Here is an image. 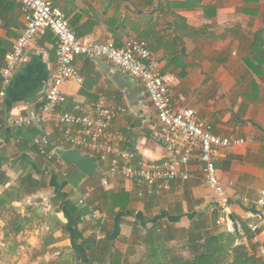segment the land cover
I'll return each instance as SVG.
<instances>
[{"label":"crops","instance_id":"1","mask_svg":"<svg viewBox=\"0 0 264 264\" xmlns=\"http://www.w3.org/2000/svg\"><path fill=\"white\" fill-rule=\"evenodd\" d=\"M10 1L0 3V89L5 57L25 26L21 5ZM49 1L65 12L79 37L112 38L118 46L129 37L144 39L160 61L162 72L180 79L174 89L175 103L196 109L216 134L244 140L225 149L216 162L229 200L224 225L218 224L223 212L207 184L205 165L198 155L189 162L190 178L176 181L160 196L139 197L131 180L114 176L109 186L101 185L102 190L115 195L126 193V210L115 205L116 214L110 218V209L102 198L94 202L96 207L102 205L92 215L89 204L87 208L83 200L74 201L80 209L87 210L79 225L82 235L77 245L68 236L79 264H87L89 251L107 236L115 238L112 252L122 259L120 264H171L175 253L189 259L195 251L187 239L195 231L226 235L221 245L217 244L218 253L200 260L202 264H213L218 254L222 264L236 263V258L239 264H263L258 251L264 246V209L257 205V198L264 189V0ZM74 65L83 80L78 83L69 79L64 83L66 101L59 105L58 112L73 110L75 105L88 111L104 95L110 106L127 108L111 124L113 130L126 137V148L136 150L140 158L167 156L152 136V129L160 126V121L139 79L107 59L78 56ZM56 66L57 39L48 31L29 45L0 110V170L4 174L0 181V264H25L30 259L27 249L33 252L63 244L58 237L65 234L48 224L50 217L45 216L44 222L38 207L47 214L52 201L55 204V198L59 199L60 195L53 199L42 197V192L51 187L57 191L52 186L56 173L61 183V174L69 172L70 181L61 185L67 192L92 183L83 172H70L71 166L60 159H46L39 152L34 145L40 134L38 128L12 124L14 116L42 104ZM45 126L51 131L53 145L71 148L56 118ZM29 175L42 181L43 188L39 189L38 184L37 191L24 195L21 183ZM7 190L16 194L5 200ZM2 200L6 202L2 204ZM57 214L63 223H68L63 211ZM157 221L173 239L158 244L160 256H149L151 245L143 244L141 239ZM86 223L89 228H85ZM252 224L258 227L255 231ZM40 234L52 237L54 242L41 243ZM92 237L97 241L90 247L86 241ZM15 238L17 241H10Z\"/></svg>","mask_w":264,"mask_h":264},{"label":"built area","instance_id":"2","mask_svg":"<svg viewBox=\"0 0 264 264\" xmlns=\"http://www.w3.org/2000/svg\"><path fill=\"white\" fill-rule=\"evenodd\" d=\"M15 1L22 7L25 26L5 57L0 110L14 71L29 45L48 31L57 39V66L42 104L14 116L12 124L18 128H38L40 134L35 138L34 145L46 159L53 160L56 146L51 141V131L45 125L56 118L68 146L98 158L102 186H109L111 177L122 176L136 185L139 197L160 196L169 191L176 181H187L190 178L189 162L198 155L205 165L207 184L215 192L216 204L223 212L218 224L224 225L229 200L216 162L225 149L244 140L216 134L212 124L200 117L196 109L175 103L174 89L180 79L162 72L160 61L144 39L129 37L118 46L112 38L79 37L70 27L65 12L49 0ZM78 56L107 59L142 82L160 121V126L152 129V136L164 147L166 157L140 158L136 150L126 148L123 145L126 137L113 130L111 124L116 117L125 114L127 108L110 106L104 95L93 102L88 111L75 105L73 110L58 112L59 105L66 101L64 83L69 79L78 83L83 80L74 65ZM257 205L264 209V189L259 191ZM251 228L255 231L258 227L252 224ZM258 252L264 264L263 245Z\"/></svg>","mask_w":264,"mask_h":264},{"label":"trees","instance_id":"3","mask_svg":"<svg viewBox=\"0 0 264 264\" xmlns=\"http://www.w3.org/2000/svg\"><path fill=\"white\" fill-rule=\"evenodd\" d=\"M15 1V0H14ZM4 2L7 4H10L11 1L10 0H0V3ZM5 65V64H4ZM4 67V66H3ZM3 69V68H2ZM53 160H58L56 157L53 158ZM70 169L72 171L70 172H79L77 169L70 167ZM1 175L4 176V174L2 173V171L0 170V181H3V177H1ZM69 172L67 177L65 178L64 181H60L61 183L58 182V176L54 175V180L52 182V186H56L57 190H59L61 188L62 183H68L69 180ZM60 178V177H59ZM22 186L25 189L24 195H30L32 194V192L37 191V185L40 184V186L38 185L39 189L43 188V182L41 181L40 183L33 180L31 178V175L23 178L22 180ZM16 194V192L13 190H7L6 191V199H11L14 197V195ZM61 197L63 198L64 195H61ZM103 198V203H106L104 205H106V208H109V217L112 218L113 215H115V210L113 208H115V205H120L122 210H126L127 209V204H128V196L126 193H118L117 195L112 194L110 191H103L102 192V197H100V199ZM5 200H2L1 203L3 204V202ZM55 201H58L57 198H55ZM6 202V201H5ZM102 204V203H101ZM39 207V213H40V217L43 218L45 220V214L43 212V209L41 206ZM37 206H34L33 208L37 209ZM88 208V207H87ZM59 211H63L65 216L68 219V223H63L59 218L57 219V223L58 226L57 228L62 230V232L65 235H70L73 237V244L77 245L78 239L80 238V236L82 235L79 229V225L82 222V218L84 216V212H87V210H84L81 208H79L77 206V204L70 198H66L65 201L62 203V205L59 207ZM43 220V221H44ZM161 223H158V221L156 223H154L152 225V227H150L149 229H147L146 232V237H144V239H141V242L143 244H149L151 245V253L149 254V256H155V255H159L160 256V252H159V248H158V244L160 242H169V240L173 237L171 235V232L169 230H162ZM202 224H200L201 227ZM200 227H197V229H200ZM226 236L225 234H218V235H213V234H208L207 232H199V231H195L189 234L188 236V244H191L193 251L195 252H191L192 253V257L189 259H185L184 257H182L181 255L174 254V257L172 258V263L171 264H202L200 262L201 261H206V257L207 256H211L214 254H217V244L222 243V238ZM114 237H110L107 236L105 238H101L97 241L96 237H92V239H88L86 241V243H89V246L91 247L93 244H95V242L97 241V243L94 245V247L89 251L88 254V260L86 261L87 264H93L94 262H98L99 264H120L122 262V259L119 257V255L117 253H113L112 252V246L114 243ZM54 242V239L51 237L49 238V240L47 241V244H51ZM216 245V246H215ZM155 246V248H154ZM210 247L213 248V250H209ZM167 255L166 254H162ZM61 255L58 256V258H60ZM219 256H221V254L216 255L215 261L213 264H220V260H219ZM162 258V257H161ZM167 258V257H166ZM64 262L62 264H71L72 263V257L68 256L67 258H64ZM240 260V259H239ZM238 260V261H239ZM236 258V263L233 264H239ZM59 264V263H56ZM164 264V261L163 263ZM168 264V263H166ZM222 264V263H221Z\"/></svg>","mask_w":264,"mask_h":264},{"label":"rangeland","instance_id":"4","mask_svg":"<svg viewBox=\"0 0 264 264\" xmlns=\"http://www.w3.org/2000/svg\"><path fill=\"white\" fill-rule=\"evenodd\" d=\"M56 169H58V165H57ZM55 175H57V173ZM67 175L68 174L63 176L61 174V177H60L61 180L60 181L61 182L64 181L65 178L67 177ZM89 179L92 182L90 185L83 183L79 188L70 189L69 192H67V190H65V188L63 189L62 187L57 191L53 190V188L51 187L50 189L43 191L45 193L42 192V195H43L42 197L50 198V199H53L55 197V195L58 197L60 195L58 201H55V204L52 201V204H51L52 206L50 207V209L48 211H46L47 214L44 213L45 216L50 217V219H48V224L52 228H55L54 226H56V227L58 226L57 219H58V214H60V213L57 214V212H59V207L62 205L61 199L63 201H65V199L70 196V199H72L73 201L83 200L86 207L88 206V204L90 205V207H91L90 209L92 210V212H91L92 215L95 213L96 210H98L101 207V205H102L101 203H100V207L99 206L96 207L95 206L96 203L94 205V202L97 201V199L100 200V197H102L103 187L101 186V183H100V177L97 174L95 177H92V178L90 177ZM99 193H101V194L98 196ZM61 195H64V197L62 198ZM42 197L40 199L42 201H44ZM81 206H82V204H81ZM44 222H45V220H44ZM89 223H86L87 227H85V228L90 227ZM42 226L44 227L45 225L43 224ZM112 226H113V223L111 224V227ZM58 238H59V241H61L63 243L61 246H58V248L55 247V248H51V249L49 248L46 250L45 249H40V250L38 249V251L34 250L33 252H31L28 249L26 250V248H25V250L27 251V258H30L29 261L26 262L25 264H56V263L62 264L65 260L64 258H67L68 256L72 257V263L71 264H79L80 262L75 259L74 251L72 250L73 244L69 245L68 235H61ZM16 239L17 238H15L14 240L10 239V241L11 242L17 241ZM6 240L9 241L8 239H6ZM48 240H49V236H47L45 234L44 235L40 234L41 243L47 244ZM66 243H68V244H66ZM59 255H61L60 258H58Z\"/></svg>","mask_w":264,"mask_h":264},{"label":"water","instance_id":"5","mask_svg":"<svg viewBox=\"0 0 264 264\" xmlns=\"http://www.w3.org/2000/svg\"><path fill=\"white\" fill-rule=\"evenodd\" d=\"M53 154L57 159L83 172L87 177H95L98 173L99 160L91 153L83 152L78 148L56 147Z\"/></svg>","mask_w":264,"mask_h":264}]
</instances>
